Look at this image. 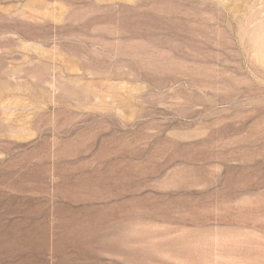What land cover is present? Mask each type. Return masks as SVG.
Segmentation results:
<instances>
[{
    "label": "rangeland",
    "instance_id": "rangeland-1",
    "mask_svg": "<svg viewBox=\"0 0 264 264\" xmlns=\"http://www.w3.org/2000/svg\"><path fill=\"white\" fill-rule=\"evenodd\" d=\"M0 264H264V0H0Z\"/></svg>",
    "mask_w": 264,
    "mask_h": 264
},
{
    "label": "bare ground",
    "instance_id": "bare-ground-1",
    "mask_svg": "<svg viewBox=\"0 0 264 264\" xmlns=\"http://www.w3.org/2000/svg\"><path fill=\"white\" fill-rule=\"evenodd\" d=\"M203 94V93H202ZM206 94V93H205Z\"/></svg>",
    "mask_w": 264,
    "mask_h": 264
}]
</instances>
